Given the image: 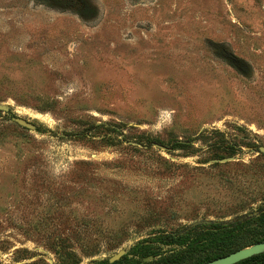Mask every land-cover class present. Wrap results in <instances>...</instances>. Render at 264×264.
Returning <instances> with one entry per match:
<instances>
[{"label":"rangeland","instance_id":"obj_1","mask_svg":"<svg viewBox=\"0 0 264 264\" xmlns=\"http://www.w3.org/2000/svg\"><path fill=\"white\" fill-rule=\"evenodd\" d=\"M0 103V264L262 214L264 0H0Z\"/></svg>","mask_w":264,"mask_h":264},{"label":"trees","instance_id":"obj_2","mask_svg":"<svg viewBox=\"0 0 264 264\" xmlns=\"http://www.w3.org/2000/svg\"><path fill=\"white\" fill-rule=\"evenodd\" d=\"M98 127L100 126L92 128ZM147 142L162 145L156 139L149 138ZM189 144L188 141H178L173 144V149L184 148ZM231 154H235V152L233 151ZM261 211L260 217L253 219L247 216L231 223L214 221L191 228L187 226L175 233L164 234L158 231L131 247L127 254L115 263H110L107 258L93 260L90 264H204L246 246L264 241V223H261L264 221V208ZM164 246H178L181 249L168 253L162 251ZM52 247L65 251L66 243L55 241L52 243ZM62 264H66V262H62ZM237 264H264V253Z\"/></svg>","mask_w":264,"mask_h":264},{"label":"water","instance_id":"obj_3","mask_svg":"<svg viewBox=\"0 0 264 264\" xmlns=\"http://www.w3.org/2000/svg\"><path fill=\"white\" fill-rule=\"evenodd\" d=\"M0 111L4 113H10L11 108L5 104L0 103ZM12 120L16 122L18 125L21 127L30 129V130H35L37 126L34 123H31L30 121L21 118V117H13ZM136 144V143H134ZM154 147L169 151L170 149L166 146L160 145V144H154ZM252 153H258L264 155V145H261L259 147L252 148L251 150ZM233 161V158H227V159H220V160H215V162H220V163H227ZM253 214L250 215L252 217ZM209 224V222H196L192 223L189 225V228L200 225V224ZM43 253H46V251L42 250ZM264 253V241L246 246L236 252H233L231 254H228L226 256L220 257L218 259L212 260L210 262L204 263V264H237L241 261H244L246 259H249L253 256L259 255ZM127 254L126 249H121L111 257H101V258H95L94 260L98 259H107L109 260L110 263H115L119 261L123 256ZM34 260V259H33ZM50 263L53 264V262L50 260Z\"/></svg>","mask_w":264,"mask_h":264}]
</instances>
